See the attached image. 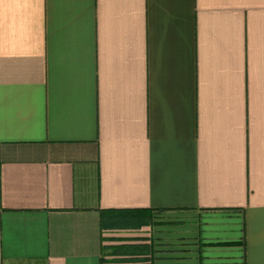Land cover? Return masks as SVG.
<instances>
[{"label":"crops","instance_id":"0c3cea01","mask_svg":"<svg viewBox=\"0 0 264 264\" xmlns=\"http://www.w3.org/2000/svg\"><path fill=\"white\" fill-rule=\"evenodd\" d=\"M0 264H264V0H0Z\"/></svg>","mask_w":264,"mask_h":264},{"label":"rangeland","instance_id":"374dc122","mask_svg":"<svg viewBox=\"0 0 264 264\" xmlns=\"http://www.w3.org/2000/svg\"><path fill=\"white\" fill-rule=\"evenodd\" d=\"M191 215L188 212H179V211H154L148 214V216L141 217L142 222H147L149 224L157 223V219L168 220V222H175L176 219H190ZM162 222V221H161Z\"/></svg>","mask_w":264,"mask_h":264},{"label":"trees","instance_id":"16d2710c","mask_svg":"<svg viewBox=\"0 0 264 264\" xmlns=\"http://www.w3.org/2000/svg\"><path fill=\"white\" fill-rule=\"evenodd\" d=\"M137 211H141V210H137Z\"/></svg>","mask_w":264,"mask_h":264}]
</instances>
